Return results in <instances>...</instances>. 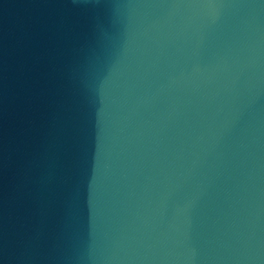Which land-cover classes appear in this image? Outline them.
I'll return each instance as SVG.
<instances>
[{
  "label": "water",
  "instance_id": "1",
  "mask_svg": "<svg viewBox=\"0 0 264 264\" xmlns=\"http://www.w3.org/2000/svg\"><path fill=\"white\" fill-rule=\"evenodd\" d=\"M0 264H264V0H0Z\"/></svg>",
  "mask_w": 264,
  "mask_h": 264
}]
</instances>
